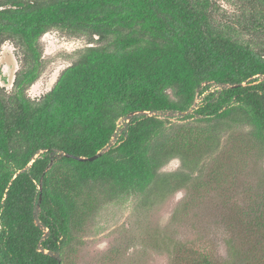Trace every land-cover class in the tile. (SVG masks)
<instances>
[{
  "label": "trees",
  "instance_id": "16d2710c",
  "mask_svg": "<svg viewBox=\"0 0 264 264\" xmlns=\"http://www.w3.org/2000/svg\"><path fill=\"white\" fill-rule=\"evenodd\" d=\"M209 1L0 0V46L20 38L31 63L9 100L0 87V264H64L94 210L128 198L136 209L164 202L218 151L226 129L249 126L248 141L264 145V53L216 28ZM252 1L262 7V24L264 0ZM51 28L111 42L85 49L33 105L25 89L38 77V42ZM166 112L196 117L200 133L188 126L180 141ZM67 153L101 154L81 161ZM173 158L182 167L162 171ZM221 165L217 158L211 172L217 185ZM262 189H246L247 205L232 218L241 234L218 264H264V254L245 243L251 235L254 246L264 242Z\"/></svg>",
  "mask_w": 264,
  "mask_h": 264
},
{
  "label": "rangeland",
  "instance_id": "374dc122",
  "mask_svg": "<svg viewBox=\"0 0 264 264\" xmlns=\"http://www.w3.org/2000/svg\"><path fill=\"white\" fill-rule=\"evenodd\" d=\"M209 5L211 22L216 28L264 53L261 6L252 0H210ZM110 42V38L103 40L83 31L49 29L38 42L42 55L38 77L25 89L31 104L42 103L60 72L85 49ZM30 66L20 38L9 37L2 43L0 87L7 100L16 90L17 74ZM217 89L220 87L212 86L210 91ZM169 93L175 100L174 93ZM201 101L202 97L197 104ZM191 111L193 108L185 114ZM182 115L178 112L161 115L170 118L169 126L180 129L177 133L180 141L186 135V127L192 126L200 133L197 128L204 124L196 117L183 119ZM126 123L123 118L118 121L119 130L112 144ZM249 129L244 125L221 132L218 151L205 157L204 165L193 173L194 179L152 209H136L135 199L128 198L103 204L94 210L64 252V264H193L202 257H209L218 264L228 260V242L230 238L240 236L242 227L239 221L232 222V218L237 216L238 220L242 207L247 205L246 189L250 187L255 194L259 187H264V145L248 141L251 139L247 134ZM217 158L222 163L219 185L211 173ZM181 167V159L173 158L162 171ZM249 237L245 241L247 247L264 254V242L254 246L255 236ZM172 250H176V260Z\"/></svg>",
  "mask_w": 264,
  "mask_h": 264
},
{
  "label": "water",
  "instance_id": "95a60500",
  "mask_svg": "<svg viewBox=\"0 0 264 264\" xmlns=\"http://www.w3.org/2000/svg\"><path fill=\"white\" fill-rule=\"evenodd\" d=\"M141 113H146V114L149 115V116H152V115H155V114H156V113H154V112H150V111H145V112H141ZM100 154H101V153L96 154V155H93V156H77V155H73V154H71V153H67V154H65V155H66L67 157H73V158L78 159V160H81V161H87V160L92 161V160L98 158V156H99ZM37 156H38V155H37ZM40 189H42V185H40Z\"/></svg>",
  "mask_w": 264,
  "mask_h": 264
}]
</instances>
